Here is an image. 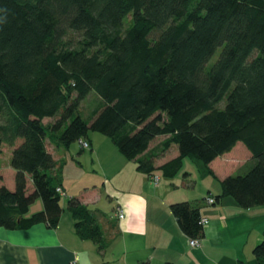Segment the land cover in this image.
Returning <instances> with one entry per match:
<instances>
[{"label": "trees", "instance_id": "trees-1", "mask_svg": "<svg viewBox=\"0 0 264 264\" xmlns=\"http://www.w3.org/2000/svg\"><path fill=\"white\" fill-rule=\"evenodd\" d=\"M91 91L100 104L86 120L78 108ZM0 111V145L11 147L0 168L7 229L56 225L61 182L47 139L68 147L90 130L168 177L183 158L208 165L240 141L256 163L221 179L215 200L264 205V0H0ZM159 138L160 152L176 144L178 153L155 167L142 154ZM37 199L42 209L28 214ZM67 207L77 234L102 247L93 211L76 198ZM170 208L189 238H203L198 206ZM253 254L264 264V233Z\"/></svg>", "mask_w": 264, "mask_h": 264}, {"label": "crops", "instance_id": "crops-1", "mask_svg": "<svg viewBox=\"0 0 264 264\" xmlns=\"http://www.w3.org/2000/svg\"><path fill=\"white\" fill-rule=\"evenodd\" d=\"M161 139L142 154L152 156L155 167L178 153L176 144L160 152ZM85 140L88 149H82L78 140L64 147L47 139L54 174L60 176L65 192L63 211L55 226L46 222L23 229L0 226V264H68L75 258L76 264H259L253 248L263 237L264 205L244 208L229 195L211 204L206 201L207 196L221 193V179L244 174L256 163L242 142L208 165L185 157L168 177L158 168L152 173L140 170L110 138L88 133ZM67 166L73 169L66 171ZM69 198L93 211L102 247L77 234ZM38 201L28 214L42 209ZM181 201L198 206L201 218L207 220L198 245L189 243L171 211L170 205ZM119 210L123 218L118 217Z\"/></svg>", "mask_w": 264, "mask_h": 264}, {"label": "rangeland", "instance_id": "rangeland-1", "mask_svg": "<svg viewBox=\"0 0 264 264\" xmlns=\"http://www.w3.org/2000/svg\"><path fill=\"white\" fill-rule=\"evenodd\" d=\"M220 51H221V48H218L215 53L213 54V56L211 57V59L209 60V62L207 63V67L210 66L216 61V59L218 58L219 54H220ZM226 99L224 98L221 102H220V107L224 106V103H225ZM100 104V98L99 96L97 95V93L95 91H91L80 103L79 105V108H78V112L79 114L84 118V119H88L90 117V115L94 112V110L97 108V106H99ZM48 120V119H47ZM0 122H4V114L2 111H0ZM47 122V121H45ZM89 134H95L96 136H101L102 138H105V139H108L109 138L105 135H103L102 133L98 132V131H93V130H90L88 132ZM50 140L55 143V141H57L56 137L51 138L50 137ZM95 140L99 141V138H95ZM76 142V141H74ZM73 143V142H72ZM90 146V145H89ZM81 148L82 149H88L87 147H84L81 145ZM0 149H1V153H0V168H3L7 165H9V157H10V154H11V147L7 144H4L2 143L0 145ZM189 160V159H187ZM68 170H71L73 168L67 166L66 167V171ZM52 172L54 173V171L52 170ZM6 175H7V179H8V174L6 172ZM39 200L38 202L40 203L41 200L40 199H37ZM36 200V201H37ZM64 201V199L62 200ZM36 203V202H34ZM31 204V205H34ZM38 203V204H39ZM63 203V202H62ZM34 206H32L33 208Z\"/></svg>", "mask_w": 264, "mask_h": 264}, {"label": "built area", "instance_id": "built-area-1", "mask_svg": "<svg viewBox=\"0 0 264 264\" xmlns=\"http://www.w3.org/2000/svg\"><path fill=\"white\" fill-rule=\"evenodd\" d=\"M79 143H80V145H82L84 147H87V148L89 147V143L86 140H84V139H79ZM153 180L156 182L158 180V175H154L153 176ZM56 190L59 192V194L61 196H64L65 195V192L62 190L61 187L58 186L56 188ZM206 201L209 204L214 203L215 202V197L214 196H211V195L210 196H207ZM123 216H124L123 210H119L118 217L119 218H123ZM201 221H202L203 224H205L207 222V220L205 218H202ZM199 242H200V239L199 238H190V240H189V243L191 245H198ZM68 264H76V258L74 260L70 261Z\"/></svg>", "mask_w": 264, "mask_h": 264}]
</instances>
